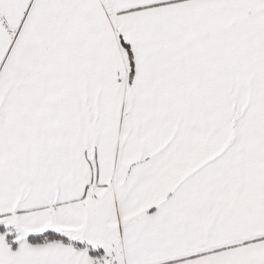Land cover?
<instances>
[{
	"label": "snow or ice",
	"instance_id": "1",
	"mask_svg": "<svg viewBox=\"0 0 264 264\" xmlns=\"http://www.w3.org/2000/svg\"><path fill=\"white\" fill-rule=\"evenodd\" d=\"M0 264H264V0H0Z\"/></svg>",
	"mask_w": 264,
	"mask_h": 264
}]
</instances>
